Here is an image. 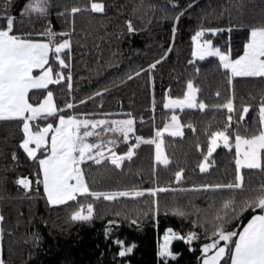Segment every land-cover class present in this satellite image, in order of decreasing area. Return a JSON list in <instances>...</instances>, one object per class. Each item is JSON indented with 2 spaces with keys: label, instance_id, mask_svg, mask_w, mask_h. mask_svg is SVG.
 I'll return each mask as SVG.
<instances>
[{
  "label": "trees",
  "instance_id": "trees-1",
  "mask_svg": "<svg viewBox=\"0 0 264 264\" xmlns=\"http://www.w3.org/2000/svg\"><path fill=\"white\" fill-rule=\"evenodd\" d=\"M27 2L10 0L8 11L16 17V29L30 33L29 38H47L37 33L44 32L49 26L57 33L67 31L70 26L75 29L71 33V51L64 50L68 53L65 58L71 64L65 71L72 72L69 82L73 88L68 89L65 81L49 85L61 107L63 102L73 101V98L74 103L83 101L75 103L73 110L63 109L64 113L75 111L87 114L88 118L110 114L113 119L131 114L137 118L139 132L147 137L154 136L155 129L163 127L171 116V110L156 108V104L166 93L184 95L189 79L200 89L197 100L203 99L209 107L176 109L186 129L183 136L164 135L165 151L170 157L168 165L155 161L154 144L147 142L139 145L135 150L137 155L131 161L125 160L122 168L112 165L110 160L100 165L86 161L83 165L89 187L94 190L153 187L155 182L162 185L171 182L172 188L177 190L158 194V213L149 211L152 198L148 194L110 201L87 193L80 194L76 201L52 205L42 184L37 183L38 176L40 179L38 160L29 157L20 143L25 135L21 120L0 118V212L5 216L3 245L7 264H202L200 245L205 242L204 217L211 216L229 193L227 190L184 191L181 188L193 183L231 181L236 169V148L234 144L231 149L218 147L209 157L211 167L200 171L199 165L210 144L209 135L226 123L227 109L212 105L224 102L232 84L229 83L230 70L223 69L218 57L199 59L193 55L192 37L201 26L219 27L223 29L221 32L205 33L204 38L212 39L214 45L223 50L230 45L233 58L242 54L250 34L248 25L259 24L264 19V0H197L191 8L186 7L190 0H179L177 5H173L171 0H144L145 5H154L152 8L138 7L141 0H98L105 4V12L87 9L76 14L68 12L64 16L57 13L63 12L65 7L90 4L91 0H52L51 15L47 18L50 25L44 18H36L35 13L29 18L23 12ZM3 3L4 0H0V7ZM182 7L185 14L176 22L173 17ZM128 19H132L138 31L128 30ZM5 23L0 17V26ZM230 24L233 25L231 32L228 31ZM238 24L245 27H236ZM173 25L177 29L175 38ZM168 48L172 51L155 70H146L128 78L133 71L147 69ZM152 77L155 78L154 83ZM234 83L237 105L241 102L254 105L245 117L251 127V121L257 117L255 107L264 91V80L236 77ZM103 88L108 90L100 92ZM33 91L37 92L40 100L46 94L43 90ZM217 91L219 97L216 96ZM96 92L100 94L93 95ZM85 97L89 98L85 100ZM33 99L36 102V98ZM153 101L155 108L152 107ZM44 122L40 119L34 125ZM189 124H195V130L189 128ZM232 124L235 127V118ZM240 130L244 131L243 125ZM133 141L123 140L114 150L126 151ZM181 167L185 169L184 178L177 182L175 172ZM246 171L251 173L253 183L264 179L259 170ZM24 176L32 179L30 191L19 185V178ZM87 203H94L96 209L90 222L70 218L73 210ZM213 203L215 206L210 207ZM173 208H180L186 215L173 212ZM249 212L244 214V223L250 218ZM198 218L201 223H192ZM110 220L112 224L108 223ZM117 220L119 223H115ZM208 228L210 231V224ZM167 229H173L182 236L188 231H196L200 237L191 244L182 238L173 240V250L178 255L169 259L158 254L159 242ZM117 239L135 247L121 256L122 246L116 243Z\"/></svg>",
  "mask_w": 264,
  "mask_h": 264
},
{
  "label": "snow or ice",
  "instance_id": "snow-or-ice-1",
  "mask_svg": "<svg viewBox=\"0 0 264 264\" xmlns=\"http://www.w3.org/2000/svg\"><path fill=\"white\" fill-rule=\"evenodd\" d=\"M197 0H190L186 6L191 8ZM173 5H177L179 0H171ZM152 8L151 3L145 5L141 0L138 7ZM53 7L52 0H28L23 8V12L29 18L36 14V18H44L47 24L51 21L47 18L51 15L50 9ZM10 0H4L0 7V17L6 23L0 26V118L2 119H20L24 138L20 141L23 149L29 157L37 159L42 168V180L37 178V183H42L44 191L47 193V200L52 205H64L69 201H76L77 197L84 193H90L97 199L106 198L114 201L118 197H142L148 194L152 198V205L149 211H160V200L158 194L176 191L172 188L171 182L167 184L154 183L153 187H124L113 190H94L89 187V180L86 176V161H91L95 165L110 160L112 165L123 167L125 160L131 159L137 155L135 151L141 142H147L155 145V161L164 165L170 163V157L164 152L163 134L171 132L175 136L184 135L185 125L181 123L180 116L176 109L209 107L203 99L197 100V93L200 91L192 79L187 81V92L183 96H173L169 93L164 107L171 110V116L163 127L155 129L154 136L145 137L137 134L135 142L127 147L126 151L117 152L115 146L122 141L110 136L112 133H120L124 141H132L130 133H136V117L128 114L126 118H111L110 114H100L97 118H88L87 114H79L71 111L66 114L63 109L73 110L75 103L83 101H65L62 107L57 104L53 90L49 85H59L65 81L68 89L73 88L69 82L72 72L65 71L71 64L65 58L68 53L64 50L72 49L73 42L71 33L75 31L74 27L63 33H57L49 26L39 36L47 37L41 39L29 38L30 33H21L15 27L16 17L9 13ZM92 9L103 13L106 6L98 0H91L90 4L74 5L70 8L65 7L63 12L57 15L64 16L65 13L76 14L83 10ZM135 11V9H134ZM185 9L173 17L179 22ZM75 19L73 16L72 24ZM127 28L131 32L138 29L134 26L132 19L126 21ZM236 27H245L244 24L235 25ZM233 25L228 26L231 32ZM250 34L243 47L242 54L232 57L231 46L222 50L214 45L212 39H205V33H219L223 29L219 27L201 26L195 32L192 39L195 41V51L193 55L204 59L215 55L222 62L225 70H230L229 83L232 84L230 94L225 97L223 103L212 105L215 108L227 109L226 123L222 128H217L209 135L210 144L207 146L206 155L203 162L199 165L200 171L204 172L211 167L209 157L212 156L216 148L223 143L231 149L233 144L236 148L235 156V175L231 181L226 183H200L190 184L187 188L181 190H211L213 192H224L227 190L229 195L222 199L220 206L215 209L211 216H205L203 224L205 225L202 248V264H264V179L258 183H253L251 173L246 170H259L264 175V91L260 93L258 105L255 107L257 117L249 122L245 120L249 110L254 109L252 103L241 102L237 105L234 78L236 77H258L264 80V19L259 24L248 25ZM176 26L173 25V38H175ZM57 37H60L58 40ZM172 48H168L159 60L147 66V69L140 68L139 71H133L128 77L139 75L140 72L153 71L160 61L165 60ZM63 53V54H62ZM58 62V71L54 72L53 64ZM199 72V69L196 70ZM153 83L155 78L152 77ZM33 90H43L46 94L42 95L40 100L37 92ZM107 88L100 89V92L107 91ZM31 94V95H30ZM99 92L93 95H99ZM216 96H220L219 91ZM36 98L34 102L33 98ZM85 97L84 99H88ZM153 108L155 102L153 101ZM47 120L49 117L56 119V123L47 122L44 124H35L40 117ZM235 118V127L232 121ZM141 119H143L141 117ZM243 125L244 131L240 128ZM189 128L195 130V124H189ZM99 129V131H97ZM231 130V134H230ZM51 133V135H50ZM95 137L94 140L89 138ZM33 143L35 146H33ZM41 152L37 157V152ZM203 150V149H202ZM45 152L47 154H45ZM16 157V153H13ZM185 169L179 168L175 172V180L182 181ZM19 183L26 189L32 188V181L27 177H20ZM38 191V189H37ZM215 201V197L212 198ZM148 203V201H145ZM210 205V207H214ZM167 211V205L165 206ZM251 210V212H249ZM258 210V211H257ZM96 209L94 203L80 204L71 212V219L77 221H91ZM173 212L184 216L186 213L180 208H173ZM199 211V209H197ZM249 212L250 218L244 223V214ZM5 216L0 212V264H7L4 255L3 239L5 228L3 222ZM234 221L239 223L234 224ZM112 224L113 221H109ZM119 223V221H115ZM192 223H201L199 218ZM211 225L209 231L208 225ZM242 225V229H241ZM171 232L172 230L169 229ZM174 235L185 239L189 244L198 239L200 234L196 231H188L186 235L180 233ZM211 237V239H208ZM170 236L165 235V243L160 252L161 256L173 257L178 253L169 248L168 241ZM224 241V243H221ZM116 243L121 245L119 255L124 256L131 252L134 244L127 245L122 239H117Z\"/></svg>",
  "mask_w": 264,
  "mask_h": 264
},
{
  "label": "rangeland",
  "instance_id": "rangeland-1",
  "mask_svg": "<svg viewBox=\"0 0 264 264\" xmlns=\"http://www.w3.org/2000/svg\"><path fill=\"white\" fill-rule=\"evenodd\" d=\"M247 42V41H246ZM193 45H194V49H193V53H194V51H195V41L193 40ZM223 50V49H222ZM213 56H215V55H213ZM209 57H211V56H209ZM197 58H199V57H197ZM235 58V57H234ZM200 59V58H199ZM50 63H52L53 64V69H54V72H56V71H58L59 70V68L57 67V63L56 62H53V60L50 58ZM221 65H222V62H221ZM185 92H187V88H186V91ZM186 94V93H185ZM184 94V95H185ZM169 94L168 93H166V94H164L163 96H162V98L160 99V101L156 104V107L157 108H160V109H167V108H165L164 107V103H166V101H167V96H168ZM180 96H183V95H180ZM175 97V96H174ZM197 97H198V93H197ZM42 101V100H41ZM187 108V107H186ZM180 116V115H179ZM127 116H122L121 118H126ZM40 119H42V120H44V121H46V122H44V123H47V122H52V123H56L57 121H56V119H54V120H52V117H49L47 120H45L44 119V117L42 116V117H40L38 120H40ZM180 119H181V117H180ZM43 123V124H44ZM181 123H183L182 122V120H181ZM136 127H137V123H136ZM185 127H184V129H183V131L185 132ZM168 133H171V132H167V133H164L163 134V138H164V135L165 134H168ZM136 133H130L129 135H135ZM50 135H51V133H50ZM110 136H114L116 139H119V140H121V141H123V138H122V136H121V134L120 133H112V134H109ZM90 140H94V138L93 137H91V138H89ZM164 140V139H163ZM33 146H35V144L33 143ZM220 146H225L223 143H221L218 147H220ZM218 147L216 148V150L218 149ZM163 148H164V152L166 153V151H165V145L163 144ZM215 150V151H216ZM44 151V149H41V150H39L38 152H37V156L39 155V154H41V152H43ZM154 151H155V145H154ZM215 151L213 152V153H215ZM46 154V153H45ZM162 162V161H161ZM209 164L211 165V163H210V161H209ZM39 173H40V179L42 180V168L40 167V165H39ZM42 184V183H41ZM42 186H43V184H42ZM43 189H44V187H43ZM46 193V192H45ZM82 194H84V193H82ZM46 196H47V193H46ZM172 231L170 232L169 231V229H167L166 231H165V233L162 235V237H161V240H160V242H159V250H158V254L160 255V252H161V250H162V247H163V245H164V243H165V235H168V236H170L171 237V239L168 241V244H169V248L174 252V250H173V240H175V239H177V238H181L180 236H176V235H174L175 233H178V232H175L173 229H171ZM182 236V235H181ZM161 256V255H160ZM161 257H166V258H169V259H172L173 257H175V256H173V257H168V256H161Z\"/></svg>",
  "mask_w": 264,
  "mask_h": 264
},
{
  "label": "water",
  "instance_id": "water-1",
  "mask_svg": "<svg viewBox=\"0 0 264 264\" xmlns=\"http://www.w3.org/2000/svg\"><path fill=\"white\" fill-rule=\"evenodd\" d=\"M24 177H26V176H24ZM27 178H29L31 181H32V179L28 176ZM19 185L21 186V187H23L26 191H30L31 189H26L23 185H21L20 183H19Z\"/></svg>",
  "mask_w": 264,
  "mask_h": 264
},
{
  "label": "built area",
  "instance_id": "built-area-1",
  "mask_svg": "<svg viewBox=\"0 0 264 264\" xmlns=\"http://www.w3.org/2000/svg\"><path fill=\"white\" fill-rule=\"evenodd\" d=\"M141 135H143V134H141Z\"/></svg>",
  "mask_w": 264,
  "mask_h": 264
}]
</instances>
